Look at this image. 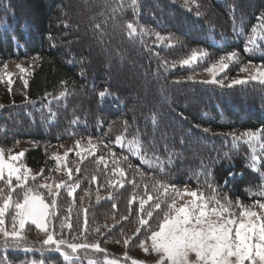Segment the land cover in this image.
Listing matches in <instances>:
<instances>
[{
	"label": "trees",
	"instance_id": "obj_1",
	"mask_svg": "<svg viewBox=\"0 0 264 264\" xmlns=\"http://www.w3.org/2000/svg\"><path fill=\"white\" fill-rule=\"evenodd\" d=\"M121 3L123 12L119 11ZM113 8L118 11L113 13ZM262 17L264 0H138L135 12L130 0H0V75L8 71L4 65L10 61L35 60L30 78L23 76L27 72H19L11 90L6 86L0 91V105L4 106L0 108V148L8 153L22 141H32L34 147L25 151L24 161L41 168L46 177L55 166L54 160L46 158L51 146L98 139L95 156L79 157L72 167V179L66 177L68 183L80 181L75 203L60 189L58 214L53 219L58 232L70 216L73 229L65 228L62 233L67 239L87 236L89 242L99 240L103 248L108 241L124 245L123 239L130 238L128 249L139 245L146 227L135 235L138 200L128 202L133 191L128 181L133 175L139 185L138 198L144 195V184L155 198L156 193H151L155 181L180 190L192 186L208 199L215 195L221 203L229 187L242 204L264 198L260 195L264 159L251 167L253 148L258 157H264V149L233 139L245 131L264 129V84L252 80L232 84L241 67H264V43L258 39V50L245 51L247 38L253 27L259 30ZM129 21L137 28L132 36L126 29ZM157 33L165 39L158 40ZM193 52L198 53L197 60L180 63ZM233 52L238 54V62H228V68L215 75L223 83H203L213 79L207 69ZM64 89L66 97L52 98ZM102 91L104 96H100ZM49 106L56 113L54 120ZM124 122L128 123L125 142L138 137L142 156L115 144ZM110 142L126 172L123 188L110 187L105 182L108 170L96 164L104 155L111 168L112 159L104 147ZM169 154H173L170 160ZM125 156L127 161L122 160ZM145 158L153 163H145ZM157 158L166 161L163 171L154 166ZM136 170L144 174L143 179ZM92 175L97 176L95 182ZM40 179H30L28 184ZM20 191L16 188L12 193L14 199ZM40 191L46 194L45 189ZM167 202L164 198L161 209L152 208V201L145 205L153 211L151 227H156ZM214 206V202L209 204V208ZM84 209L86 233L81 230ZM6 226L11 227L10 214ZM26 232L32 251L0 250V261L65 264L54 248H41L43 233L39 229L27 225ZM80 254L97 260L106 254L114 256L108 247L104 253L89 249Z\"/></svg>",
	"mask_w": 264,
	"mask_h": 264
},
{
	"label": "snow or ice",
	"instance_id": "obj_2",
	"mask_svg": "<svg viewBox=\"0 0 264 264\" xmlns=\"http://www.w3.org/2000/svg\"><path fill=\"white\" fill-rule=\"evenodd\" d=\"M130 7L135 12L138 7V0H130ZM199 7V5H197ZM125 9L121 3L119 9L123 12ZM113 13H116L118 9L113 8ZM199 15V13H197ZM100 27L99 24L96 25ZM257 27H253L252 34L247 38V44L245 46L246 52H254L258 50L259 44L264 43V17L261 18V24ZM128 35L132 36L137 32V28L134 26V22L129 21L126 24ZM158 40L163 41L165 37L160 34H156ZM198 59V53L193 52L192 55L186 59L180 61L183 65H189L193 61ZM236 60L238 62V54L236 52L230 53L225 57H221L217 63H214L207 69L212 73L213 79L203 81V83H223L217 81L215 75L218 71H223L228 68L230 61ZM166 63V62H165ZM7 65H4V69L7 70ZM17 68L21 73H26V69L23 65H17ZM240 71L249 72L248 67H241ZM13 73L5 72V75H0V81H3L11 85L13 80L11 79ZM7 77V79L5 78ZM249 80L258 81L264 84V67L256 68L254 74H250L248 79H237L232 81V84H245ZM27 86L28 81H23ZM63 81L62 84H66ZM232 84L227 85L231 87ZM67 90H61L58 95H53V99L60 100L67 96ZM51 95V94H46ZM105 93L100 92V96H104ZM27 99V98H26ZM28 103H33L28 101ZM51 102L49 101V104ZM0 105V108H3ZM48 113L54 120L56 113H54L51 107H48ZM45 117L42 116V120ZM154 120V117H153ZM75 121H73L74 123ZM128 130V123L124 122L123 130L121 134L115 137V144L121 148L125 147V132ZM234 140H243L246 144H259L264 149V129L255 131H245L239 136H233ZM129 150L136 156H142V145L139 138L134 137L133 140L128 141ZM132 145H135L133 148ZM107 148L108 156L112 159V166L109 168L108 161L104 155H100L96 159L97 166L103 165L105 170H108L109 175L105 177V182L110 187H124V180L126 172L122 168L121 160L116 159V154L111 151V142L104 145ZM76 148H81L80 140H76ZM88 155L95 156L97 145L92 143L91 138L88 139V145L83 149ZM253 154L251 156V167L256 168L257 160L264 159V157H258L256 150L253 148ZM69 153L66 151L63 155L57 153L52 158L56 162V169H65L69 180L72 179L71 168H67L64 163ZM76 155L80 156L81 152L76 151ZM169 154V160L171 158ZM24 156V152L20 151L16 154L10 152L6 154L3 148H0V181H3V187H0V248L7 249H22L24 251H32V248L27 246V236L25 233L26 225L35 226L43 233V239L40 241L41 248L45 246L54 248L59 252L65 264H77L81 260V250H94L95 252L104 253L106 249L102 248L100 241H91L87 239V236L79 238L73 236L72 239H67L62 234L63 230L67 228L69 231L73 229V224L70 222V216L65 217V222L61 223L59 232L53 225V219L58 214V197L60 196V189H65L67 196L73 197V203H75V193L80 187V181L68 183L66 181L48 183L45 180L43 184L29 185L28 181L36 180V175L30 176L31 169H28L23 164L17 162ZM123 161H127V157H122ZM145 163L152 164L153 162L145 158ZM166 161H160L156 159L154 166L163 171V166ZM128 168H132L131 164H128ZM80 171L79 168L76 169ZM136 173L143 179L144 174L136 170ZM42 178L43 173H38ZM119 177L116 179L115 177ZM13 179L16 184L13 185ZM91 181L97 180L96 175L91 176ZM133 191L129 198V205L137 203V223L138 227L135 230V235L139 236L141 228L146 227L144 238L138 241L139 247L143 249L145 253L154 252L157 254L158 259L156 264H264V215H258L255 211L251 210V206H246L236 203V207H239L241 211L235 213L231 211L234 206L231 200L227 197H223L224 203H221V199H217L215 195L211 199L206 198L203 194L197 193V191H188L187 187L183 190L176 188L175 185L164 184L161 181H155L151 193H156L155 198L153 194H150L147 184H144V195L138 194L136 189L139 187L135 180V175L128 181ZM209 188H213L212 185H208ZM19 188L21 191L14 199L12 193ZM7 189V191H6ZM40 189H45L46 194L41 192ZM213 191L215 189L213 188ZM171 192V195H169ZM111 196V193L109 194ZM261 196H264V191L260 192ZM191 197L184 204L178 205L177 200H183L184 197ZM164 198L167 199L165 208L161 210V214L156 220V227L153 228L149 225V220L153 218V211L147 210L145 205H148L152 201L151 207L154 209H161V203L164 202ZM99 199V195H97ZM214 202V207L209 208V204ZM259 204L261 209H264V203ZM115 208V204H113ZM71 207L68 208V212L71 213ZM84 224L82 227L83 232H87V209H84ZM10 214L11 227L6 226V218ZM79 215V213H77ZM129 217L125 215L124 220ZM108 227V225H104ZM96 232H100V227L96 228ZM121 235H123V229H121ZM79 241V242H77ZM120 241H117L119 243ZM123 243L127 246L130 243V238H124ZM127 258V254H125ZM32 264H43V261H33ZM88 264H120L117 259H105L104 261H97L94 259L88 260ZM132 264H143L141 261L133 260Z\"/></svg>",
	"mask_w": 264,
	"mask_h": 264
},
{
	"label": "rangeland",
	"instance_id": "obj_3",
	"mask_svg": "<svg viewBox=\"0 0 264 264\" xmlns=\"http://www.w3.org/2000/svg\"><path fill=\"white\" fill-rule=\"evenodd\" d=\"M34 64H35V60H32V59H26L25 61H10V63L8 64V71L7 72L13 73L11 79L14 81V79H16L15 77L17 76L15 74H18L20 72V70L17 68V65H23L26 69H28L27 75H23V76H27V78L28 77L30 78L31 72L34 69ZM246 67L249 68V72H242L241 71L236 76V78H235L236 80L237 79H245V78L248 79L249 75L254 74L255 69L260 68L261 66H259V65H247ZM197 77H202V76L199 75ZM5 78L7 79L6 76H5ZM6 86H9V85L3 81H0V91H2ZM91 140H92V143L98 145V139L91 138ZM80 143H81L80 149L76 148V141H73V140L55 144L47 150L46 158H47V160L48 159L54 160L52 157L55 154L59 153V154L63 155V153L67 151L69 153V155L66 157V160L64 163L66 164L67 168L72 169V167L77 163L78 158L83 157L84 155L87 154V152L84 151L83 149L87 147L88 139L80 140ZM125 146L129 147L128 141L125 142ZM32 147H34V143L32 141L24 140L20 143V145L16 149L10 151V153L14 155L20 151H23L24 155H25V151L29 148H32ZM132 147L134 148L135 145H132ZM76 151H80L81 155L77 156ZM8 153H6V154H8ZM54 162H55V160H54ZM17 163L23 164L28 169H31V173L29 175L30 176L36 175V179L40 176L37 174L42 173L41 168H34L31 165H29L28 163H26L24 161V156L21 157ZM66 177H67L66 170L65 169L57 170L56 169V162H55V166L50 171V174L48 176L36 181L35 183L37 185L43 184V183H45V180H47V182L51 184V183H53V181H55V182L66 181ZM186 187H187L188 191L195 190V191H197L198 195L201 194V192L197 188H194L192 186H186ZM184 188H185V186L182 187L181 190H183ZM226 196L229 198V200H231L233 202V205H234L232 207L234 209L233 212L239 213L241 211V209L239 207H236L235 205L237 202H239L240 204H242V203L239 199L233 197V191L231 190L230 187L227 188V190H226ZM190 199H191V197H187V196L184 197L183 200L178 199L177 204L182 205L187 200H190ZM259 202L264 203V198L262 200H259ZM243 205L251 206V210L255 211L258 215H264V209H261L259 207L258 203L248 202V203L243 204ZM26 228H27V225H26ZM26 228H25L24 234L27 236ZM106 247H108V250L110 249V251L113 252L114 256L106 254L102 258L97 260L95 258L83 257L80 254L81 260L78 261L77 264H88V260H90V259H94L97 261H104L105 259H117L120 261V264H132L133 260L141 261V262H143V264H156V260L158 259V256L156 253L151 252V251L149 253H145L143 251V249L139 247V245L132 247L131 249H128V247L121 245L117 242L108 241V242L104 243V245H103L104 249H106ZM0 250H1V252L5 253L8 249L5 250L4 248H0ZM125 254H127V258H125ZM6 260H7V258L1 260L0 264H8V261H6ZM25 264H32V262L25 263ZM43 264H45V263H43Z\"/></svg>",
	"mask_w": 264,
	"mask_h": 264
},
{
	"label": "bare ground",
	"instance_id": "obj_4",
	"mask_svg": "<svg viewBox=\"0 0 264 264\" xmlns=\"http://www.w3.org/2000/svg\"><path fill=\"white\" fill-rule=\"evenodd\" d=\"M58 14V13H57ZM43 32V31H42Z\"/></svg>",
	"mask_w": 264,
	"mask_h": 264
}]
</instances>
